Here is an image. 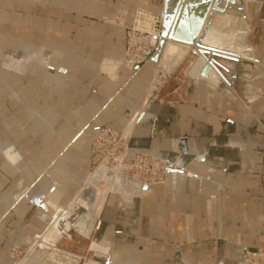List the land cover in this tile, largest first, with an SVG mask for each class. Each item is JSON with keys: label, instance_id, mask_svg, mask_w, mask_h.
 Masks as SVG:
<instances>
[{"label": "crops", "instance_id": "crops-1", "mask_svg": "<svg viewBox=\"0 0 264 264\" xmlns=\"http://www.w3.org/2000/svg\"><path fill=\"white\" fill-rule=\"evenodd\" d=\"M45 1L0 0V52L28 48L49 63L26 73L0 67V264H13V250L42 234L49 214L83 186L91 135L120 130L137 111L132 146L186 164L194 177L126 188L121 195H143L126 203L123 218L110 200L91 234L85 225L77 231L92 237L88 264H241L245 251L264 250V0H244L245 18L213 19L222 21L215 37L246 31L239 42L255 60L218 65L231 85L187 77L191 60L155 95L189 50L166 40L154 62L157 42L146 61L125 66L124 27L137 8L161 15L164 0L154 8L148 0ZM62 253L31 264H77Z\"/></svg>", "mask_w": 264, "mask_h": 264}, {"label": "rangeland", "instance_id": "rangeland-1", "mask_svg": "<svg viewBox=\"0 0 264 264\" xmlns=\"http://www.w3.org/2000/svg\"><path fill=\"white\" fill-rule=\"evenodd\" d=\"M24 1H30L37 4H44L45 2H47L45 0ZM150 1L152 2V7L154 8L156 6L155 3H157V1L148 0L149 6ZM143 10L157 15L149 9ZM135 12L132 16L130 23L126 25L124 29L130 24H132ZM118 22L119 20L117 19L113 20V23L115 24H117ZM156 44L157 43L153 44L150 51L146 55V59L150 54H153L152 50L153 47L156 46ZM47 58L48 56L44 54H40V56L39 54L35 55V53L30 52L28 48L20 47L15 49H4L3 52H0V67L4 68L5 70L26 73L28 69L32 68L33 66L39 68H44L45 66H47L49 64ZM191 60L192 57L189 54V56H187L184 61L181 62L180 65L175 68L174 72L170 73L168 77L165 78V80L163 78L160 84L155 85L154 89L158 91H154L151 94L155 95L156 93H164L166 89L175 86L177 82L181 79V77H183V71L189 65V62ZM143 62L134 64L132 66L128 64V60L126 59V49L124 48L123 63L125 66H138ZM159 75L160 74H156L154 76L151 86L154 85L155 77ZM245 84L250 83L245 82ZM136 113L120 130H115L110 127H101L98 129L101 130L98 135H96V131L91 135V142L88 153L90 161V174L87 176L85 183L80 188V190H78V192H76V194H74L68 200L67 204L64 207H61L68 213L69 207L71 205H74L73 212L78 211V215L75 217L76 221H73V226H71V229L68 232L70 236L69 239L63 238L58 240L53 246L47 248L49 249L48 251L45 249V247H41V244L43 243L42 238L48 236L50 230V224L48 221L44 232L42 234L37 235L39 236L38 238L35 236L24 246L18 247L13 250V264H31V262L34 260L33 258H37L41 254V256H43L44 254L42 259L44 261L47 260L49 257H54L58 254H63V251L69 252V255H74L76 257L77 264H88L89 259L93 257V253L87 252V248L92 242V237L91 235L85 237L80 236L77 232L79 231V225H82V228H84L85 225V228L89 229V232H87V234H91V231L95 230L97 221L99 220V218H102V215L106 211L108 202H110V200L116 199L117 212L120 214L121 218H123L125 212L127 211L126 203H128V201L131 199L139 198L143 195V193L127 196L121 195V190H111L109 189V185L111 186L113 181L115 179H118V176L126 178V181L128 182L132 179L137 180L138 182L146 180L144 186L150 185L151 188L154 185L162 184L163 182H165L166 176L168 174H166L164 170L165 175L161 177L159 174L158 164H161L164 169V163L168 162V160L172 158H170L169 156L160 157L156 154H152L151 152L137 150L132 146L131 138L134 131V123L138 116V114ZM184 165L185 166H183V168L186 167V164ZM99 168L103 170L104 174L96 180H92V183H89L91 181V177H96L95 173L99 170ZM151 188H149L148 190H150ZM99 195H102L103 197L105 195L104 199H102ZM78 202L81 204H78ZM92 211H94L95 213ZM53 212L54 211L49 214V218H51ZM93 214H96V216ZM92 219L94 220L92 221ZM54 224L55 222L52 224V226ZM81 234L83 233L81 232ZM87 234L85 233L83 235ZM44 251L46 253H43Z\"/></svg>", "mask_w": 264, "mask_h": 264}, {"label": "water", "instance_id": "water-1", "mask_svg": "<svg viewBox=\"0 0 264 264\" xmlns=\"http://www.w3.org/2000/svg\"><path fill=\"white\" fill-rule=\"evenodd\" d=\"M243 2L244 0H164L161 14V40L159 41V51L153 59L154 62L159 60L165 41L169 40L174 44L188 48L190 56H193L189 71L186 73L187 77L205 80L215 87L220 86L222 81L231 85L232 81L229 76L218 65H221L223 61H255L248 55L250 49L239 42L241 36L246 35V31L229 30L233 39L211 37L210 32L213 19L219 14L245 18L242 9ZM194 69L197 74L191 76L190 71H194ZM241 79L251 83L250 79ZM164 170L172 177L177 174L194 177L184 168L169 162L164 163ZM149 188H151L150 185L143 187L144 190ZM66 215V210L61 207L56 208L49 220V227L59 216L65 217ZM60 239L62 238L59 237L54 242L45 240L43 242L53 246ZM41 247L43 246L41 245Z\"/></svg>", "mask_w": 264, "mask_h": 264}, {"label": "built area", "instance_id": "built-area-1", "mask_svg": "<svg viewBox=\"0 0 264 264\" xmlns=\"http://www.w3.org/2000/svg\"><path fill=\"white\" fill-rule=\"evenodd\" d=\"M161 15L152 14L143 9H137L132 24L126 30V59L131 66L145 61L147 53L153 44L161 40ZM101 130L96 131V135ZM160 176H164V169L158 164ZM142 185L145 181H139ZM241 264H264V250L245 251Z\"/></svg>", "mask_w": 264, "mask_h": 264}, {"label": "bare ground", "instance_id": "bare-ground-1", "mask_svg": "<svg viewBox=\"0 0 264 264\" xmlns=\"http://www.w3.org/2000/svg\"><path fill=\"white\" fill-rule=\"evenodd\" d=\"M222 15H224L225 17L226 16H230V15H225V14H219V15H217L216 17L217 18H219V17H221ZM224 16H222L223 17V19H226V18H224ZM221 22L222 21H218V22H213V26H212V29H211V32H210V35H211V37H215L214 35H213V32H214V30H217V29H219L220 28V25H221ZM224 22V21H223ZM229 30H241V29H239V28H229L228 29V31H227V35H225V36H222V37H215V38H225V39H233L232 37V35L231 34H229ZM167 41H169V40H167ZM167 43H169V42H166L165 41V44H164V46H163V49H162V55H163V53H164V50H165V48H166V45H167ZM170 43L172 44V45H174V46H177V47H180V48H183L185 51H187L188 50V48H186V47H183V46H180V45H177V44H174V43H172L171 41H170ZM191 70V69H190ZM158 71H160V72H163V69H162V67H161V64H159V69H158ZM190 74H191V76H196V70L194 69V71L192 70V71H190ZM157 77V76H156ZM132 124V123H131ZM104 174V172H103V170L102 169H100L99 168V170L98 171H96V173H95V175H96V177L94 178V176L93 177H91L90 179H91V181L89 182V183H92V180H96L97 178H99L100 176H102ZM122 176V175H121ZM127 179L126 178H123V177H119L118 176V179H115L114 181H113V183L111 184V186L109 185V189H111V190H121V191H124V190H127L126 188H128V187H131V186H134V185H139V184H141L140 182H138L137 180H130L129 182L128 181H126ZM129 180V179H128ZM93 185V184H92ZM144 187V186H143ZM97 191V190H96ZM107 191V190H106ZM97 193V192H96ZM102 199H104L103 198V196L102 195H99ZM105 196V195H104ZM78 204H81V203H79L78 202ZM73 206L74 205H71L70 207H69V211H68V213H67V215L65 216V217H62V216H59L58 217V219L55 221V224L53 225V226H51L50 227V230H49V233H48V236H46V237H43L42 239L43 240H45V241H49V242H54L55 240H57L59 237H61L62 239L63 238H69L70 236H69V234H68V231L71 229V226H73V221L75 220V217L78 215V211L76 212H73L74 210H73ZM78 208V207H77ZM92 212H94V211H92ZM95 213V212H94ZM93 215H95L96 216V214H93ZM76 221V220H75ZM79 229L78 230H81L82 229V225H79V227H78ZM86 231H88V229L86 228ZM42 240V241H43ZM43 247H45V249L48 251L49 249H47V248H49L50 247V245L48 246V244L46 243V245H45V242H43L42 244H41ZM44 249V250H45ZM45 250V251H46ZM44 251V252H45Z\"/></svg>", "mask_w": 264, "mask_h": 264}]
</instances>
